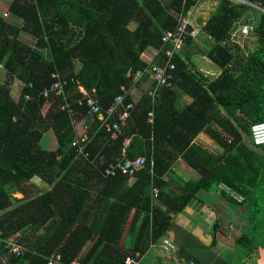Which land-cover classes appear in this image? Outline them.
<instances>
[{"label": "trees", "instance_id": "16d2710c", "mask_svg": "<svg viewBox=\"0 0 264 264\" xmlns=\"http://www.w3.org/2000/svg\"><path fill=\"white\" fill-rule=\"evenodd\" d=\"M7 1L0 5V69L21 85L13 96L10 79L0 73V264H46L55 251L65 262L125 264V257H139L150 244L161 243L164 251L169 213L180 212L199 189L214 192L220 182L230 187H220L222 197L239 206L236 218L245 222L233 240L237 264H264V144H254L250 130L264 122V0H217L206 23L179 48L163 38L183 18L193 29L187 13L198 0ZM236 31L256 37L247 52L233 43ZM198 49L218 75L196 67L191 54ZM165 50H171L169 57ZM145 53L158 54L159 65L167 59L173 63L171 85L158 87L155 97L149 94L154 84L147 86L120 133L110 138L96 115L87 114L86 99L91 95L104 108L121 85L140 83L132 81V73L147 65ZM178 90L191 100L180 104ZM79 120L87 126V159L71 146ZM200 132L220 148H203L195 140ZM44 135L55 137L52 149L40 147ZM125 157H144L145 167L117 194L129 176L100 172ZM177 157L196 177L178 180L180 195L163 197L159 189L153 195L152 187L161 190L170 178ZM35 176L47 187H38ZM231 190L242 195L241 201ZM213 221L217 230L221 221L218 216ZM9 241L22 246L19 256ZM196 247L199 252L173 246L175 260L233 264L202 244Z\"/></svg>", "mask_w": 264, "mask_h": 264}, {"label": "crops", "instance_id": "0c3cea01", "mask_svg": "<svg viewBox=\"0 0 264 264\" xmlns=\"http://www.w3.org/2000/svg\"><path fill=\"white\" fill-rule=\"evenodd\" d=\"M199 40L202 41L200 38ZM204 43H207V41L204 40ZM144 56L146 60H151V58L153 60L156 59V56H153V54L149 55L148 53H145ZM202 57L204 59H202L201 62L204 65V68L200 67L199 70L206 74H211V75L213 74L214 76L218 75L220 70L212 63L210 58L206 55V52L202 54ZM142 83L152 84L151 80L147 76H144V78L140 80V83L137 82L130 83L127 92L131 98L133 99L139 98L140 93L138 91L139 90L138 86L142 85L143 86L142 88L143 89L145 88V84L143 85ZM176 94H177L176 99L179 100L180 104L189 102L192 98L188 93H184L179 90L177 91ZM75 130H76V134L86 133L87 126L82 122V120L81 121L79 120L75 123ZM206 136L207 135L205 133L200 132L195 139L196 141L200 142L203 148H204V140L207 139L206 140L207 143H211V141H213L211 138L210 139L208 137L206 138ZM216 146L217 148L215 149L220 148L217 144H215V147ZM168 174L170 175L169 176L170 178H167L165 183L162 185L161 190L160 187L157 186L159 191L163 193V197L165 194L167 198L172 197L174 195H180L182 193L179 185L181 182L178 180L186 181L188 179H194L197 175L196 172L191 167H189L180 157H177L174 160L172 166H170V170ZM129 182H130V178H127L125 181H123L117 187L115 193L120 194L122 191H125L128 187ZM222 184L224 183L223 182L218 183L219 187L215 190L216 192L214 191L212 193L204 189L197 190L195 193H193L190 196L191 198L189 199V202L182 208L180 212L169 213L172 219L170 221V227L167 230L165 237L171 242L174 248L181 246L182 244H185V246L188 249H192V248H197L196 246L202 244L203 247H201V249L209 248L211 252L220 256V258H224L225 261L233 262V264H237L239 260L236 259V257L234 256V247H233L234 239L230 235L228 236L224 235L225 233L223 231V228L228 227V225H230V221L232 222V220L236 221V223L242 222L244 220L240 221L236 218L237 216H239L238 214V211L240 209L239 206L237 207L236 205L226 202V199L222 197L223 192L221 191V188H224ZM224 189L226 190V188ZM224 204H230L232 206H230L229 209H225L224 207H222V205ZM184 210H188L187 211L188 217L182 214ZM225 212H230L231 214L233 213L234 218L232 219L231 214ZM203 215H205L204 220L207 217L205 221L203 220ZM217 216L219 217L221 223L219 224L217 230H215L213 228L215 221L213 220L215 218L217 219ZM243 227L244 226H242V228ZM123 228H125L123 230H126L127 223H124ZM123 230L122 233H124ZM213 239L215 240V243L214 245L211 246V240ZM126 240L127 242L129 241L128 243L132 242V240H130V235L128 233H126ZM120 241H122V243L124 242L122 235ZM155 246L158 247L157 248L158 252L156 253H154ZM224 247H228V248L230 247V250L226 251ZM197 250L200 251V249ZM206 250H203V252H208ZM161 255H166L168 257L165 256L163 257ZM135 259H136L135 264H179L177 260L171 258L164 251H162L161 243H159L158 245L150 244V246L147 247L145 253H141L140 256ZM205 264H208V262H205ZM249 264H253V262H250Z\"/></svg>", "mask_w": 264, "mask_h": 264}, {"label": "built area", "instance_id": "2783aa9c", "mask_svg": "<svg viewBox=\"0 0 264 264\" xmlns=\"http://www.w3.org/2000/svg\"><path fill=\"white\" fill-rule=\"evenodd\" d=\"M189 20L187 18L181 19L179 25H177L176 30L172 32H168L163 38L166 41L170 40L173 43V46L179 48L183 45L186 36H195L192 35L193 30H188ZM242 32H248L247 26L242 28ZM195 33V32H194ZM166 56L171 55V50L164 51ZM173 68V63L170 62L169 59L165 61L164 65H159L152 60L147 62V65L143 69H138L132 73V81H139L144 76H147L151 82L154 84L153 88L149 90V94L152 97L157 95L158 87H169L171 85V79L169 75V71ZM128 75V74H127ZM52 87H56V93H61L62 89L59 83L54 82ZM121 91L116 93L111 101L101 108V106L96 102V99L89 95L86 99L87 103V114L91 117L96 115L97 120H99V125L105 131L109 132L110 138H114L117 134L120 133L121 127L125 125L126 119L129 117V112L135 106L136 100L129 96L128 88L123 85L120 86ZM43 94H47V89L43 90ZM128 96V98H125ZM66 103L60 106L61 109H64ZM153 120V110L147 112V121L152 122ZM251 134L254 144L261 145L264 144V122L256 123L251 126ZM88 143V138L85 133H77L71 142V146L76 148L80 154L84 157L88 156V152L85 150V147ZM128 143V137L123 138L122 144L125 146ZM145 167V158L144 157H135V158H124L123 161L109 162L105 167H103L100 172L102 175H114L118 170L120 173L125 174L127 176H132L137 170ZM226 190H230V187L226 184H222ZM158 187H152V194L157 195ZM231 195H233L237 201H241L243 198L241 194L237 193L234 190H231ZM173 245L168 239L164 240L163 250L166 254H169L173 250ZM14 252L16 254H20L19 248L14 246ZM125 264H135L136 259L132 257L124 258ZM47 264H79L77 259H72L69 262H65L62 259V255L60 252L56 251L49 255L47 258Z\"/></svg>", "mask_w": 264, "mask_h": 264}, {"label": "rangeland", "instance_id": "374dc122", "mask_svg": "<svg viewBox=\"0 0 264 264\" xmlns=\"http://www.w3.org/2000/svg\"><path fill=\"white\" fill-rule=\"evenodd\" d=\"M2 1V2H1ZM6 2H8L7 0H0V5L3 7L4 5H6L7 3ZM217 4V0H198V2H197V4L195 5V6H193L192 8H190L189 9V12L187 13L188 14V16L190 17V19H191V21H192V23H193V25H194V28H193V33H191L192 35H194L195 33L194 32H196V30H198V29H200V28H202V26L206 23V20L208 19V17L210 16V14H211V12H212V10H214L215 9V5ZM255 8H259V7H257V6H254ZM264 10V9H263ZM254 13H257V10L256 9H254V10H251V14H252V16L251 17H253V16H255V14ZM6 19H10V17L8 16V14H7V16H6ZM14 22H16V20L14 21ZM239 32V31H238ZM237 31L235 32V35L232 37V39H233V43H237V44H239L240 46H241V49L244 51V52H247V50L249 49V45H251V44H255L256 43V37H254V36H252V35H250V34H248L247 36H239V33H238ZM197 38H199V36L197 37ZM208 38V37H207ZM24 39H26V41H28V42H31V40H30V38H24ZM209 39V38H208ZM200 43H202L201 41H199ZM212 44V41L211 40H207V46H209V45H211ZM203 46H204V43H203ZM189 49H193L194 50V47H189ZM195 49H197V46H195ZM202 52H199V49L198 50H195V51H193L192 52V54H191V58H192V61H193V63L196 65V67H198V69L200 68V67H202V68H204V65L202 64V59H204L203 57H202ZM0 73H1V78H6V79H10V81H11V94L13 95V96H17L16 95V92H17V90L19 89V87H20V85H21V83H19L18 82V80L16 79V78H10L9 76H7V75H5V74H3V70H1L0 69ZM143 85L145 84V88L147 87V86H149V84H151V83H142ZM14 85L16 86V87H14ZM143 86L141 85H139L138 86V88H139V93L141 94L142 92H143V90H145V88L143 89L142 88ZM91 120V119H90ZM84 123V122H83ZM208 136H206V138H207ZM209 138V137H208ZM210 139V138H209ZM207 140V139H206ZM206 140H204V147L205 148H207V149H215V148H217V146L215 147V144L213 143V141H211V143H207L206 142ZM249 143V142H248ZM39 145H40V147H42V148H46V149H52L55 145H56V139H55V137L53 136V135H51V136H46V135H44V137L42 138V140H40L39 141ZM76 175V173H73V176H75ZM72 176V177H73ZM35 178V179H34ZM33 178V182L38 186V187H40V188H46L47 186L45 185V184H43L42 183V181H40L36 176ZM207 195V194H206ZM13 196H16V197H21L22 195H21V193H19V192H15V193H13ZM259 201H260V199H259ZM230 206H232V205H230V204H224V205H222V207H224L225 209H229L230 208ZM187 211L188 210H184L183 211V215H185L186 217H188V215H187ZM206 215V214H205ZM205 215H203V220H204V217H205ZM231 217H232V219L234 218L233 217V213L231 214ZM207 219V217L205 218V220ZM204 220V221H205ZM200 223V222H199ZM244 224H245V222L244 221H242V222H238V223H236V221H234V220H232V222L230 221V225H228V227H224L223 228V231H224V235H226V236H228V235H230V236H232V238L234 239L238 234H239V232L241 231V228H242V226H244ZM124 233H125V231H124ZM123 233V234H124ZM199 243V242H198ZM8 245V244H7ZM157 246H155V248H154V253H156V252H158V250H157ZM201 248V247H200ZM222 249V248H221ZM224 249L226 250V251H228V250H230V247L228 248V247H224ZM192 250L194 251V252H198L199 250H197V249H195V248H192ZM226 253H228V252H226ZM225 253V254H226ZM224 254V255H225ZM167 255H169L171 258H173V259H176L177 258V256H176V251L175 250H173V251H171L169 254H167ZM161 256H165V257H168V256H166V255H161ZM165 259V258H164ZM254 260H252V261H250V262H253ZM154 262V261H153Z\"/></svg>", "mask_w": 264, "mask_h": 264}, {"label": "clouds", "instance_id": "9594fccd", "mask_svg": "<svg viewBox=\"0 0 264 264\" xmlns=\"http://www.w3.org/2000/svg\"><path fill=\"white\" fill-rule=\"evenodd\" d=\"M192 28H194V25H193ZM188 30H193V29H189V28H188ZM188 36H190V35H188ZM188 36H186V38H187ZM186 38H185V39H186ZM143 55H144V54H143ZM157 55H158V54H156V53L153 54V56H156V57H157ZM144 57H145V56H144ZM151 60H152L153 62H155V60H153L152 58H151ZM148 61H149V60H147V62H148ZM155 63H156V62H155ZM85 134L87 135V133H85ZM75 136H76V134H75ZM87 138H88V136H87ZM87 144H88V143H87ZM87 152H88V151H87ZM81 155H82V154H81ZM82 156H83V155H82ZM83 157H84V156H83ZM84 158L87 159L88 156H87V157H84ZM90 162H91V161H90ZM129 178H131V176H130ZM151 193H152V191H151ZM8 246H9V248H10V251H11L12 253H14L15 256H19L20 254L17 255L16 252H14V250H13V247H14V246L18 247V248H19V251H21V250L23 249L22 246H21L20 244L14 242V241H9ZM21 252H22V251H21ZM21 252H20V253H21ZM55 252H56V251H55ZM53 253H54V252H53ZM46 264H47V262H46Z\"/></svg>", "mask_w": 264, "mask_h": 264}]
</instances>
